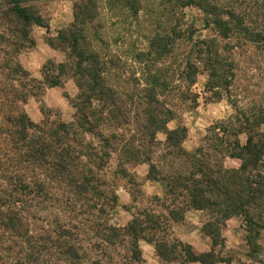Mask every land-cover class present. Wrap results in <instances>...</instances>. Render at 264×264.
Returning a JSON list of instances; mask_svg holds the SVG:
<instances>
[{"label":"trees","instance_id":"obj_1","mask_svg":"<svg viewBox=\"0 0 264 264\" xmlns=\"http://www.w3.org/2000/svg\"><path fill=\"white\" fill-rule=\"evenodd\" d=\"M33 1L0 0V264H144L141 242L154 246L162 264H219L215 250L229 220L242 218L249 231H264V108L258 114L242 112L244 123L237 116L209 128L216 137V157L204 147L186 151L187 128H168L179 113L167 98L184 82L188 90L195 86L199 67L188 59L185 77L168 79L169 72L159 64L173 57L181 41L193 40L187 37L191 30H180L178 23L168 34L154 35L135 56L144 66V81L135 80L133 92L123 98L120 84L109 81L112 61L86 32L100 17L97 0L76 2L75 7L86 8L75 12L71 30L61 32L58 43L50 42L51 47L70 50V62H47L41 80L22 66L20 56L35 46L30 30L49 29ZM118 1L109 0V7ZM180 1L184 9L201 11L204 26L212 32L193 49L208 78V101L219 102L235 77L226 55L233 49L229 44L234 38L264 43V8L257 7L260 24L251 28L243 14L222 6L221 0ZM121 2L133 16L141 11L138 0ZM68 78L79 90L70 100L73 120L33 122L25 109L29 99L42 98ZM186 93L180 92V99H189ZM191 103L197 108L198 98ZM159 134L165 135L164 142L157 141ZM242 134L247 136L245 145ZM157 148L159 162L167 167L168 161L184 162L185 170L170 174L161 168L153 161ZM217 154L223 161H239L240 167L226 168L217 162ZM140 164L149 165V179L162 185L164 197L139 208V192L131 194L128 208L135 215L122 227L114 222L120 201L117 181L127 180L137 190L130 169ZM191 211L208 218L202 232L211 240L209 253L195 252L174 235ZM41 213L48 216L41 220Z\"/></svg>","mask_w":264,"mask_h":264},{"label":"rangeland","instance_id":"obj_2","mask_svg":"<svg viewBox=\"0 0 264 264\" xmlns=\"http://www.w3.org/2000/svg\"><path fill=\"white\" fill-rule=\"evenodd\" d=\"M76 2L79 0H34L32 2L45 23L49 25V29L34 26L30 30V40L35 42V46L24 50L20 56V62L32 69L39 70L49 61H53L57 65L71 61L70 50L63 51L61 48L51 47L50 42L58 43L60 33L65 34L71 30V26L75 22V12L86 8L85 5L75 7ZM108 2L109 0H97L100 17L91 27L86 28V32L91 42H94L95 48L101 51L107 60L112 61L113 66L109 69L111 78L109 81L111 84H120L119 93L123 98H125V94L133 92L135 80L137 83L144 81V66L135 60V56L140 51L147 49L151 38L154 35L168 34L171 28L178 23L180 30H191L189 34L187 33V37H193V40L181 41L175 47L173 57L163 64H159V67L169 72H167L168 79L172 76L175 79L177 76L185 77L184 72L188 59L198 64L197 67H199L195 86L188 90L187 84L184 82L179 87L180 89L174 88L171 96L167 98V101L179 113L178 120L171 122L168 128L173 130L179 125L187 128L188 137L184 143L186 151L194 153L200 147H204L209 154L216 157L214 154L216 137L207 132L209 128L237 116L241 120L240 122L244 123L242 112L258 114L264 108V43H251L242 38L241 41L234 38L230 42L229 45L233 49L229 50L226 55L233 62L232 70L235 77L229 91L222 92L223 100L210 102L208 98H211V94L206 90L208 78L205 72L201 71L202 65L197 63V49H193L197 41L200 45L199 41L212 36L210 29L204 26V16L201 11L193 7L185 9L180 7V0H138L141 11L133 16V13L124 7L121 0L112 8L109 7ZM221 4L226 8H235L238 13L243 14L246 24L251 28L260 24V22L256 24L255 12L257 7L264 8L263 0H221ZM223 44L226 45L227 42ZM41 70L40 72H42ZM178 85L179 82L176 81L175 87ZM180 92L189 93V99H180ZM78 93L75 81L68 78L62 87L53 90L47 89L42 98L29 99L25 109L33 122L37 124L43 120L69 123L75 114L70 100L76 98ZM195 97L198 98V107L193 109L191 102ZM236 103L238 109L233 106ZM261 130L264 132V127ZM241 137L244 140L241 142L245 145L247 136L242 134ZM157 141L164 142L165 135H157ZM160 152L159 148L155 149L153 161L157 162L161 168L165 167V170L170 174L184 169V162H175L172 165L168 161V167L164 165L163 161V164L159 162ZM223 159L217 154V162L223 163L226 168L238 169L240 167V162L237 160L226 159L223 161ZM112 164L114 168L117 163L113 161ZM130 170L136 174L135 179L139 184L137 190L134 186L129 185L127 180L119 179L117 181V193L120 201L114 222L122 227L133 220L135 215V211L128 208L132 203L131 194L139 192L138 198L142 199L144 203L141 204V201L138 205L139 208L147 204L150 205L149 200L154 197H164L162 185L149 179L148 164H140ZM47 216V213H41L40 219L44 220ZM190 219H193V216L188 213L185 223L176 226L175 237L180 239L179 236H189L191 232L189 224L192 223ZM207 219V216L201 213L197 222L199 226L201 225V232ZM233 219L237 221L235 220L230 228L226 223L227 228L222 232L224 240L221 242V246L215 250L222 261L219 264H258L259 261L264 264V231L258 227H252V231H249L242 218ZM252 243L256 247V253L250 247ZM155 260H146L144 264H162L156 254Z\"/></svg>","mask_w":264,"mask_h":264},{"label":"crops","instance_id":"obj_3","mask_svg":"<svg viewBox=\"0 0 264 264\" xmlns=\"http://www.w3.org/2000/svg\"><path fill=\"white\" fill-rule=\"evenodd\" d=\"M21 64L36 79L41 80L40 78H42V72H40V70H41V68L43 69V67H41L39 70H35V69H32L31 67L23 64L22 62H21ZM57 88H60V87L51 88V89L53 90V89H57ZM241 136H240V141L241 140L244 141ZM189 215L193 216V219H190V220H192V223L189 224L190 227H191V232H190L189 236H187V237H180L179 236L180 240L183 243H185L187 245H190L199 254L209 253L211 251V240L209 239V237L203 235V233L200 231L201 225L199 226V223H197L198 219H200V217H201V212L191 211V212H189ZM235 220L236 219H231V220H229L227 222V225H228L229 228H230V225L235 222ZM140 245H141V249L143 251L144 261L145 262H146V260L147 261H149V260L150 261H156L155 260V249H154V246L149 244V243H147V242H141ZM254 262H256V261H254ZM191 264H199V263H191ZM258 264H261V262L259 261Z\"/></svg>","mask_w":264,"mask_h":264}]
</instances>
